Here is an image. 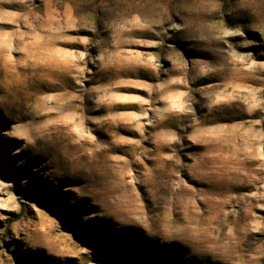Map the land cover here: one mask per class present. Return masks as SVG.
<instances>
[{
  "label": "rangeland",
  "instance_id": "obj_1",
  "mask_svg": "<svg viewBox=\"0 0 264 264\" xmlns=\"http://www.w3.org/2000/svg\"><path fill=\"white\" fill-rule=\"evenodd\" d=\"M0 264H264V0H0Z\"/></svg>",
  "mask_w": 264,
  "mask_h": 264
}]
</instances>
